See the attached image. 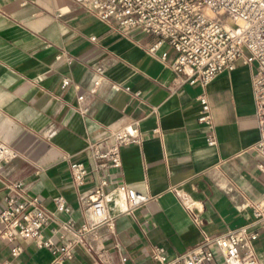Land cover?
I'll return each mask as SVG.
<instances>
[{"label": "crops", "instance_id": "1", "mask_svg": "<svg viewBox=\"0 0 264 264\" xmlns=\"http://www.w3.org/2000/svg\"><path fill=\"white\" fill-rule=\"evenodd\" d=\"M153 41L137 30L118 34L113 22L97 20L72 0H0V143L17 154L0 173V198L7 184L21 181L50 213L54 199L64 200L69 213L55 214L43 229L54 246L71 243L72 258L56 264H153L152 246L174 256L246 224V203L264 190L253 149L258 132L250 69L238 62L204 88L216 142L209 147L207 129L196 122L201 89L188 84L189 71L174 74L165 66L173 58L165 45V64L151 57ZM62 52L70 63L55 59ZM94 67L103 69L102 82L77 105L73 89H61V80L84 84ZM134 93L139 97L131 98ZM81 108L87 112L79 113ZM132 122L142 140L120 149V168L110 171L104 188L113 229L101 225L83 235L64 229L66 221H85L86 196L108 173L93 171L88 146ZM70 161L89 166L81 186L71 181ZM119 183L148 200L128 211ZM19 245L22 252L13 260L0 242V264L54 262L46 249ZM263 248L262 236L256 243L260 257Z\"/></svg>", "mask_w": 264, "mask_h": 264}, {"label": "built area", "instance_id": "2", "mask_svg": "<svg viewBox=\"0 0 264 264\" xmlns=\"http://www.w3.org/2000/svg\"><path fill=\"white\" fill-rule=\"evenodd\" d=\"M72 1L86 6L97 20L113 22L118 34L137 30L154 38L147 53L161 63L165 64L167 58L162 46L173 53L172 60L165 66L174 74L189 71L188 84L196 83L201 89L195 98L199 107L196 122L207 129L204 134L206 146L212 147L216 142L204 88L220 72L232 71L236 63L247 66L258 132L253 148L258 158L256 169L264 177V0ZM24 4V1L20 2L21 6ZM55 59L66 63L72 61L63 52ZM103 75L100 67L88 68L84 84L62 79L60 88L70 86L75 93V103L80 105L86 95L96 92ZM109 88L117 91L119 86L110 84ZM138 97L139 93L131 95V98ZM78 112L85 114L87 109L81 108ZM141 140L138 124L132 122L113 132L106 142L88 146L86 157L92 162L93 171L107 170L108 173L98 177L97 186L86 196L85 221L78 226L66 221L62 224L64 229L72 230L75 235L86 234L101 225L113 229L114 220L104 204V188L109 183L110 171L117 172L120 168V149L139 145ZM16 157L10 147L0 143V173ZM68 170L75 186H81L90 171L84 161L68 162ZM5 188L7 193L0 198V242L8 246L9 257L14 260L21 254L19 243L23 241L31 242L37 249L48 250L54 258L51 264L70 260L71 243L54 246L43 235V229L54 222L55 214L69 213L64 200L54 199L53 214L41 206L38 197L24 192L23 182H11ZM117 190L126 195L128 211L148 200L122 183L117 184ZM246 208L250 212L246 224L204 239L174 256H168L161 246H152L149 258L153 264H264V257L256 251L257 241L264 237V190L257 199L248 201Z\"/></svg>", "mask_w": 264, "mask_h": 264}, {"label": "rangeland", "instance_id": "3", "mask_svg": "<svg viewBox=\"0 0 264 264\" xmlns=\"http://www.w3.org/2000/svg\"><path fill=\"white\" fill-rule=\"evenodd\" d=\"M261 251L264 253V248H263V249H261Z\"/></svg>", "mask_w": 264, "mask_h": 264}]
</instances>
